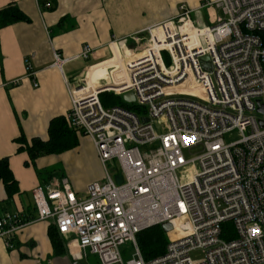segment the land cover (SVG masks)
<instances>
[{
  "label": "built area",
  "instance_id": "built-area-1",
  "mask_svg": "<svg viewBox=\"0 0 264 264\" xmlns=\"http://www.w3.org/2000/svg\"><path fill=\"white\" fill-rule=\"evenodd\" d=\"M211 5L223 12L213 25L194 20L195 11L182 3L174 18L115 38L100 62L115 57V46L124 68L118 80L112 64L94 87L69 86L66 116L91 138L106 175L83 195L67 177H55L33 189V199L37 218L52 220L78 251L75 264L89 254L101 264H264V113L257 103L264 105V0H207L196 11ZM93 54L89 44L72 57L54 51L53 66L63 72L66 63ZM206 55L212 71L201 63ZM26 69L33 78L29 59ZM109 91L133 92L144 110L104 108L99 95ZM234 130L240 138L226 142ZM198 146V154L185 156ZM111 161L119 165V182L108 170ZM228 221L231 239L222 237ZM165 222L172 224L166 250L146 260L137 234ZM24 223L19 213L3 214L0 237ZM128 241L133 249L124 259ZM199 250L203 260L194 261Z\"/></svg>",
  "mask_w": 264,
  "mask_h": 264
},
{
  "label": "crops",
  "instance_id": "crops-1",
  "mask_svg": "<svg viewBox=\"0 0 264 264\" xmlns=\"http://www.w3.org/2000/svg\"><path fill=\"white\" fill-rule=\"evenodd\" d=\"M46 1L0 0V8L13 2L30 18L0 29V158L9 157L20 187V193L8 200L0 183V216L19 213L26 221L20 230L0 237V264H75L77 255L75 248L67 246L68 238L62 236L65 252L56 254L49 234L54 223L37 218L33 189L46 186L55 177H67L74 191L83 195L89 183L103 179V165L90 137H81L71 150L40 156L33 162L26 149L18 151L21 143L17 138L22 133L29 141L49 138L51 120L66 116L72 107L69 86L85 84L97 69L112 63L113 58L100 61L111 55L110 43L115 38H128L174 18L182 3L195 11L192 18L202 25L215 24L220 14L214 5L196 11L207 0H48L51 7ZM86 44L94 49L91 58L70 61L63 72L53 66L54 51L72 57ZM114 51L120 55L115 46ZM26 59L32 65L33 78L27 75ZM115 66L118 80L123 64L119 61ZM62 155L75 157L81 168H51ZM81 261L86 262L78 263Z\"/></svg>",
  "mask_w": 264,
  "mask_h": 264
},
{
  "label": "trees",
  "instance_id": "trees-1",
  "mask_svg": "<svg viewBox=\"0 0 264 264\" xmlns=\"http://www.w3.org/2000/svg\"><path fill=\"white\" fill-rule=\"evenodd\" d=\"M44 7V3H43ZM19 21H30V18L20 9L17 4L9 3L7 6L0 8V29L10 24ZM121 104L137 113L142 111V108L137 104H128L121 102ZM83 136L78 129L73 127L67 116L54 117L49 125V138L43 140L39 137H33L30 141L22 133L17 140L21 143L18 151L27 150L30 160L33 162L40 156L50 154H61L68 150L77 147L80 139ZM26 164H29L26 162ZM0 183L5 187L7 199L12 200L14 195L20 193L18 180L10 166L9 157L0 158ZM2 203H0L1 207ZM25 220V219H24ZM49 234L54 245L56 254L65 252V240L57 230L56 225H51ZM235 236V228L232 222L223 224L222 237L231 239ZM137 243L146 260H151L166 250L169 242L168 236L162 229L161 225H154L137 234ZM101 264L100 260L98 261Z\"/></svg>",
  "mask_w": 264,
  "mask_h": 264
},
{
  "label": "rangeland",
  "instance_id": "rangeland-1",
  "mask_svg": "<svg viewBox=\"0 0 264 264\" xmlns=\"http://www.w3.org/2000/svg\"><path fill=\"white\" fill-rule=\"evenodd\" d=\"M219 11H220V14L218 15V17L223 15V12L221 10H219ZM218 17H217V19H218ZM215 21H216V17H215L214 21H210V22L214 23ZM163 58H164L165 62L168 65L171 63V56H170L169 52H167V51L163 52ZM194 92L197 93V94H200L198 90H194ZM99 100H100L101 105L104 108H107V109L111 108L113 106H116V105L117 106H123L121 104V102H123V101L127 102L128 104H137L136 102H128V101H126L124 99L123 95H118V94H116V93H114L112 91L101 93L99 95ZM141 108H142V111H143L144 108L143 107H141ZM155 128H156L157 131H160V127L158 126V124H155ZM82 137L86 138L88 136L83 135ZM239 138H240V133H239L238 130H234V131L228 133L225 136L226 142L235 141V140H237ZM201 149H202V147H200V146L194 147V148H192L190 150L186 149L185 150V156L187 158L193 157V155L198 154L201 151ZM70 153L71 152L69 151L66 154L69 155ZM66 154H64V155H66ZM64 155L61 156L62 160H57V162H55V164L51 168L64 169V166H67V167L73 166V167L78 168V169L81 168V167H79L78 160L75 157H73V156H64ZM108 170H109L110 174L119 182V178L121 176V173H120L121 171H120L118 163L116 161L109 162L108 163ZM105 175H106V171H105V169L103 167V179L105 178ZM161 227H162V225H161ZM168 240H169V237H168ZM132 249H133V243L131 241L126 242L121 247L124 259H128L130 257V254L132 253ZM74 253L77 255L78 251L75 249ZM192 257H193L194 261H201V260H203V253L201 252V250L193 252L192 253ZM84 260L88 264H99L98 261L100 260V258H99L98 255L89 254L88 258H86ZM81 262H83V261H81Z\"/></svg>",
  "mask_w": 264,
  "mask_h": 264
},
{
  "label": "water",
  "instance_id": "water-1",
  "mask_svg": "<svg viewBox=\"0 0 264 264\" xmlns=\"http://www.w3.org/2000/svg\"><path fill=\"white\" fill-rule=\"evenodd\" d=\"M201 63H202L203 67L206 70L212 71L213 65H212L211 60H210V57L208 55L201 57ZM123 97L128 102H135V96H134L133 92L125 93L123 95ZM257 103L259 104L258 111L261 112V113H264V105L261 103V100H258ZM148 120L149 119L146 118V117L143 118V121H148ZM261 123L264 125V122L263 121H261ZM162 229L165 232H168V231H170L172 229V224L169 223V222H165V223L162 224ZM79 264H88V263L81 262Z\"/></svg>",
  "mask_w": 264,
  "mask_h": 264
},
{
  "label": "bare ground",
  "instance_id": "bare-ground-1",
  "mask_svg": "<svg viewBox=\"0 0 264 264\" xmlns=\"http://www.w3.org/2000/svg\"><path fill=\"white\" fill-rule=\"evenodd\" d=\"M121 62L123 64V59L121 58V56L116 55L113 59H112V63H110V66H112V64H115L117 62ZM122 70H124V68H122ZM98 71L102 72V75L97 74ZM123 72V71H122ZM109 75V71H107V66L97 69L96 72H94V74L91 76V78H89L87 80L88 84L90 85V87H94L95 84L97 83V81L99 80L100 77H108Z\"/></svg>",
  "mask_w": 264,
  "mask_h": 264
}]
</instances>
